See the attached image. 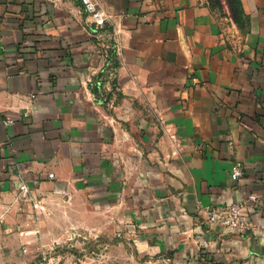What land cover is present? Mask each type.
<instances>
[{
    "label": "crops",
    "instance_id": "1",
    "mask_svg": "<svg viewBox=\"0 0 264 264\" xmlns=\"http://www.w3.org/2000/svg\"><path fill=\"white\" fill-rule=\"evenodd\" d=\"M98 1L100 27L81 0H0V239L65 193L183 262L264 264V0L242 26L227 0ZM251 194L254 230L206 222Z\"/></svg>",
    "mask_w": 264,
    "mask_h": 264
},
{
    "label": "rangeland",
    "instance_id": "2",
    "mask_svg": "<svg viewBox=\"0 0 264 264\" xmlns=\"http://www.w3.org/2000/svg\"><path fill=\"white\" fill-rule=\"evenodd\" d=\"M109 60L104 77L118 66L111 51ZM100 94L107 100L106 91ZM91 207L86 196L65 193L34 202L35 222H23L0 239V264H189L150 241L123 204Z\"/></svg>",
    "mask_w": 264,
    "mask_h": 264
},
{
    "label": "built area",
    "instance_id": "3",
    "mask_svg": "<svg viewBox=\"0 0 264 264\" xmlns=\"http://www.w3.org/2000/svg\"><path fill=\"white\" fill-rule=\"evenodd\" d=\"M225 2L226 0H219ZM84 10L89 14L90 22L98 27L104 26L109 15L101 8L98 0H81ZM5 124L14 122V119L8 117ZM231 149L235 148V142H228ZM231 174L237 182H240L244 176V164L240 160H235L231 167ZM20 190L24 193L29 192V186L26 182L20 185ZM38 202L35 203L37 206ZM259 205V198L251 194L245 202H235L227 205H209L206 206V222L216 224L229 230H254L255 226L252 221H243L244 211L246 208L255 210Z\"/></svg>",
    "mask_w": 264,
    "mask_h": 264
},
{
    "label": "trees",
    "instance_id": "4",
    "mask_svg": "<svg viewBox=\"0 0 264 264\" xmlns=\"http://www.w3.org/2000/svg\"><path fill=\"white\" fill-rule=\"evenodd\" d=\"M227 2H229V5L232 9L234 19L239 25L242 26V23L244 21V18H243L244 14H243V10L241 9L240 1L239 0H227Z\"/></svg>",
    "mask_w": 264,
    "mask_h": 264
}]
</instances>
